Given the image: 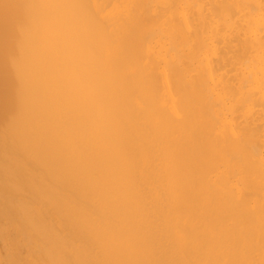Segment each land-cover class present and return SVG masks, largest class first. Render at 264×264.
Returning a JSON list of instances; mask_svg holds the SVG:
<instances>
[{
	"label": "bare ground",
	"instance_id": "6f19581e",
	"mask_svg": "<svg viewBox=\"0 0 264 264\" xmlns=\"http://www.w3.org/2000/svg\"><path fill=\"white\" fill-rule=\"evenodd\" d=\"M0 264H264V0H0Z\"/></svg>",
	"mask_w": 264,
	"mask_h": 264
}]
</instances>
